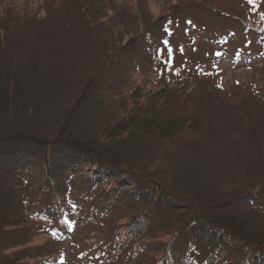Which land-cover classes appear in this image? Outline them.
<instances>
[{"label": "trees", "instance_id": "1", "mask_svg": "<svg viewBox=\"0 0 264 264\" xmlns=\"http://www.w3.org/2000/svg\"><path fill=\"white\" fill-rule=\"evenodd\" d=\"M110 1L114 12L132 13L127 0ZM105 2L79 0V23L62 19L59 39L44 49L25 39L10 47L0 25V264H62L45 245L80 235L84 253L101 264H264V174L239 184L264 163L262 147L233 152L246 164L220 173L233 183L207 171L176 179L162 168L169 151L205 152L222 132L238 138L229 119L241 123L253 108L258 119L248 138L264 134V92L243 96L252 104L245 115L231 95L217 93L226 88L222 67L264 63L256 47L264 43L260 0L206 2L218 21L213 32L174 8L152 32L144 25L124 36L127 24L113 18L108 35L119 52L100 71L88 67L86 53L99 46ZM189 56L199 58L186 62ZM208 97L226 102L224 109ZM149 162L151 174L143 167Z\"/></svg>", "mask_w": 264, "mask_h": 264}, {"label": "rangeland", "instance_id": "2", "mask_svg": "<svg viewBox=\"0 0 264 264\" xmlns=\"http://www.w3.org/2000/svg\"><path fill=\"white\" fill-rule=\"evenodd\" d=\"M1 1V0H0ZM79 0H2L0 2V25L9 29V41L7 44L14 48L15 44L12 42H17L18 40H24V43L30 44L34 43L40 49H44L49 42L56 43L59 39V35L56 33H62L61 26L64 22H61L62 19H66L65 17H69L68 23H79L81 18H78V14H81L80 9H77V3ZM83 4L88 5L93 1L97 0H81ZM99 2H103V0H98ZM210 0H127L128 8L131 9L132 13H128L126 11H117L114 12L113 4L110 0H106L103 10V15L105 17L106 22L104 20H99L98 23L99 28H101V39H99L98 47L94 49H90L86 53L87 64L88 67L93 68L94 70H109L108 67L111 62V56H115L119 52L118 44H114L112 39V35L109 36L108 32L110 23L114 18H122L123 23L127 24L128 26V33L125 34L129 35L130 33L136 32L138 29H141L144 25L148 26L147 30L152 32L156 30V20L160 14L168 13L169 8H174V10H178L182 13H177L178 16H192L197 20H200L202 23L206 24V26L210 29L211 32L218 30L217 25V18H210L209 16L211 13L210 10L203 6L206 2ZM214 1H223V0H214ZM226 1V0H224ZM243 0H236V3H240ZM113 2H117L118 5L121 7L120 0H113ZM261 2V9L264 11V0H260ZM214 6V5H213ZM118 7V6H115ZM237 7L241 8L237 5ZM68 9V12L65 9ZM259 9L260 8H256ZM260 9V10H261ZM241 13V12H240ZM72 14V16L70 15ZM137 16H135V15ZM212 17V16H211ZM264 19V13H263ZM103 23V24H101ZM72 25V28H75ZM228 28L227 25L223 26V29L226 30ZM79 28V36L82 35V31ZM44 30H48L53 33L51 36L46 34ZM12 31V32H11ZM11 32V33H10ZM78 35V34H77ZM78 36V39L80 38ZM120 37V36H119ZM51 40V41H50ZM117 41V40H116ZM127 41V38L126 40ZM18 43H23L20 41ZM79 46L78 48H80ZM257 49L264 52V43L257 42L256 45ZM198 56H189V59L186 60H196ZM123 61L116 62L117 66H125L127 60L122 59ZM115 64V65H116ZM128 67L123 69V74L126 75L128 71ZM221 81L225 85L226 88L222 89V92H218L219 94L228 96L231 95V100L235 101L236 105H239L238 109L241 115L249 114L252 110V104L250 103L251 100L248 98H243V96L252 97L254 98L259 97V92L263 91L264 89V63L263 64H255L251 67H247L246 65H238L237 67H222V70L219 72L218 81ZM145 78H139L138 82L143 84ZM211 82V81H210ZM208 82V85H211ZM213 83V82H211ZM240 83V85H239ZM204 83L202 87H204ZM213 85V84H212ZM241 87V89H237ZM247 88V90H245ZM250 92L253 95L249 96L246 92ZM241 95V96H239ZM255 95V96H254ZM227 99V98H226ZM207 102L211 104L212 107L218 105L220 106L221 110L224 109L223 105L226 102L220 100L216 97H208L206 98ZM250 101V102H249ZM226 105V104H224ZM255 109L253 108V114L245 120H242L241 123L239 122L240 116H232L229 119L230 128L235 130V133L239 136L232 137V138H225V132H222L218 138H221V142L214 141L210 143L206 148L205 152L200 149L191 148L192 153L190 152H183L182 150H174L169 151V155L164 158L165 166L163 168L164 175L167 176H175L176 179L187 177L193 179V176H197L198 174H205L207 171L209 174L213 173V175H220V180H227L230 179L228 182L233 183L232 177L231 178H223V175H231L233 171L239 169H243L245 162L238 160H234V157L238 158L237 153L234 154L233 152H245V149H252L253 145L251 143L257 144L260 149H264V134L259 136L257 133V137L255 139L248 138L251 128L253 126V120H257V114L254 113ZM201 116V115H200ZM202 120V117H201ZM203 121V120H202ZM263 122V119L261 120ZM235 125L241 127L240 129L236 130L234 128ZM261 132L264 133V123L261 126ZM249 128V129H248ZM233 130V131H234ZM227 135V134H226ZM245 136V137H244ZM239 138L241 139L239 141ZM211 140H213L211 138ZM227 140V141H225ZM182 151V152H181ZM250 154L255 158L256 155H253L252 152ZM264 157L263 155H261ZM144 157V155H143ZM146 159L151 160V156L146 155ZM257 164V163H256ZM213 165V167H212ZM216 166V167H214ZM260 166V167H259ZM144 170L148 173H154L156 171V164L149 162L143 166ZM221 173V174H220ZM264 174V163L259 162L257 167L252 168V172L248 175L244 176L239 184L240 185H247L250 182H255L253 179L255 177L261 176ZM206 175V174H205ZM212 179L216 178L215 176H211ZM250 191V190H244ZM259 192L258 188H255V191H250L249 193ZM143 210L138 213H132L130 215V219L132 216L143 215ZM252 216V215H249ZM139 217V216H138ZM80 240L74 239L72 241H65L56 243H50L45 246H48L47 253L50 252L51 256L54 254L56 256L64 257L62 264H101L98 262L99 257L94 252L84 253V250L88 248L87 246V238L83 240V235L79 236ZM75 242L79 243L76 245ZM159 245H154V247H158ZM38 247H42V240L38 242ZM52 257V258H54ZM31 263H37L36 261H31Z\"/></svg>", "mask_w": 264, "mask_h": 264}, {"label": "bare ground", "instance_id": "3", "mask_svg": "<svg viewBox=\"0 0 264 264\" xmlns=\"http://www.w3.org/2000/svg\"><path fill=\"white\" fill-rule=\"evenodd\" d=\"M228 126H229V129H231V128H230V124H229V123H228ZM234 128H236V126H234ZM233 130H234V129H231V131H233Z\"/></svg>", "mask_w": 264, "mask_h": 264}]
</instances>
